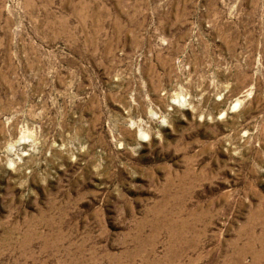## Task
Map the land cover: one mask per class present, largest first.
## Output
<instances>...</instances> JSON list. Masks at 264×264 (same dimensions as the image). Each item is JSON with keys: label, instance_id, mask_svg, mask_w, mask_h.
Wrapping results in <instances>:
<instances>
[{"label": "rangeland", "instance_id": "obj_1", "mask_svg": "<svg viewBox=\"0 0 264 264\" xmlns=\"http://www.w3.org/2000/svg\"><path fill=\"white\" fill-rule=\"evenodd\" d=\"M0 264H264V0H0Z\"/></svg>", "mask_w": 264, "mask_h": 264}]
</instances>
